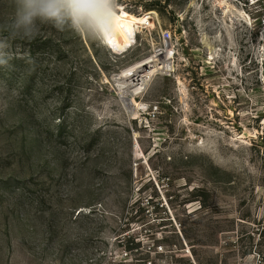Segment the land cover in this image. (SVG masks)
I'll use <instances>...</instances> for the list:
<instances>
[{"label": "rangeland", "instance_id": "rangeland-1", "mask_svg": "<svg viewBox=\"0 0 264 264\" xmlns=\"http://www.w3.org/2000/svg\"><path fill=\"white\" fill-rule=\"evenodd\" d=\"M166 1L114 48L0 0V264H264V0Z\"/></svg>", "mask_w": 264, "mask_h": 264}, {"label": "clouds", "instance_id": "clouds-1", "mask_svg": "<svg viewBox=\"0 0 264 264\" xmlns=\"http://www.w3.org/2000/svg\"><path fill=\"white\" fill-rule=\"evenodd\" d=\"M13 34L33 36L43 24L98 34L115 0H14Z\"/></svg>", "mask_w": 264, "mask_h": 264}, {"label": "bare ground", "instance_id": "bare-ground-1", "mask_svg": "<svg viewBox=\"0 0 264 264\" xmlns=\"http://www.w3.org/2000/svg\"><path fill=\"white\" fill-rule=\"evenodd\" d=\"M144 21L145 17L136 18L125 12L115 13L111 11L110 15L102 21L100 29L108 45L118 48L128 40L127 27L130 24H142ZM169 59V52L156 53L122 71L117 76V79L126 82V85L122 87V99L130 111H133V105L127 96L138 94L149 79L168 67Z\"/></svg>", "mask_w": 264, "mask_h": 264}, {"label": "trees", "instance_id": "trees-1", "mask_svg": "<svg viewBox=\"0 0 264 264\" xmlns=\"http://www.w3.org/2000/svg\"><path fill=\"white\" fill-rule=\"evenodd\" d=\"M134 6L140 5L145 10H155L160 15L164 12H167L168 6L170 5L167 1L162 4L161 0H132ZM172 12V10H170ZM171 22V20H170ZM210 196L208 193H205L206 201L209 200Z\"/></svg>", "mask_w": 264, "mask_h": 264}, {"label": "built area", "instance_id": "built-area-1", "mask_svg": "<svg viewBox=\"0 0 264 264\" xmlns=\"http://www.w3.org/2000/svg\"><path fill=\"white\" fill-rule=\"evenodd\" d=\"M146 23H148V21H146Z\"/></svg>", "mask_w": 264, "mask_h": 264}]
</instances>
